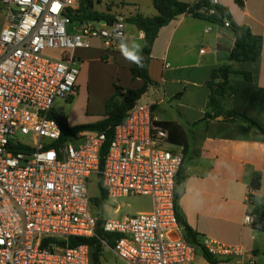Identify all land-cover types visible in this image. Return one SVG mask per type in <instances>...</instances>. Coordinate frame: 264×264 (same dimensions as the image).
I'll use <instances>...</instances> for the list:
<instances>
[{"label": "built area", "instance_id": "built-area-1", "mask_svg": "<svg viewBox=\"0 0 264 264\" xmlns=\"http://www.w3.org/2000/svg\"><path fill=\"white\" fill-rule=\"evenodd\" d=\"M218 5L208 0L200 12L211 15ZM0 7V264H90L88 244L70 240L95 237L98 220L102 233L117 236L112 248L102 241L103 248L124 264H194L198 247L185 239L175 214L182 155L166 147L153 105L136 103L114 126L102 167L105 132L62 141L51 117L55 100L75 94L81 66L75 52L93 39L106 53L116 51L125 19L73 22L83 0H0ZM93 175L107 200L146 196L151 210L95 217L87 192ZM251 195L248 190L249 205ZM251 222L249 212L243 223ZM202 247L214 259L255 264L241 246L204 240Z\"/></svg>", "mask_w": 264, "mask_h": 264}, {"label": "crops", "instance_id": "crops-1", "mask_svg": "<svg viewBox=\"0 0 264 264\" xmlns=\"http://www.w3.org/2000/svg\"><path fill=\"white\" fill-rule=\"evenodd\" d=\"M91 1L95 11L112 18L127 20L135 15H156L151 0ZM178 1L194 4L196 0ZM239 1L242 7L234 0H219V6L230 12L236 25L246 26L262 38V51L256 62H228L234 44L232 33L227 28L182 14L157 33L146 68L153 85L141 98L153 105L156 116V110L162 107L164 119L160 121L175 123L172 139L186 144L185 149L181 144L170 146L184 161L185 178L178 206L187 225L201 241L241 246L246 251L244 259L252 258L257 264L260 249L253 245L255 231L243 219L251 212L246 195L254 173L260 174L261 184L252 195L264 199V137L242 119L219 117L201 122L207 111V82L211 72L227 65L231 71L228 76L231 95L223 101L225 104L227 100L224 110L243 114L264 129V0ZM143 11L145 16L141 14ZM208 28L211 31L205 33ZM143 37L141 31L125 22V38L116 51L106 53L102 42L93 39L87 47L76 51L78 55L75 52L81 62L82 57L99 62L104 82V91L99 94V120L106 100L114 94V85L126 89L142 86L141 80L132 78L130 69L134 62L125 58L121 45L132 52L139 46L140 54ZM244 74H248V80ZM79 94L77 78L75 94L68 101H76ZM71 115L65 116L69 127ZM217 260L218 264H235L232 258Z\"/></svg>", "mask_w": 264, "mask_h": 264}, {"label": "trees", "instance_id": "trees-1", "mask_svg": "<svg viewBox=\"0 0 264 264\" xmlns=\"http://www.w3.org/2000/svg\"><path fill=\"white\" fill-rule=\"evenodd\" d=\"M85 8L79 14L71 15V20L82 22L83 20H101L111 22L114 18L109 17L107 14L99 13L94 10L91 0H83ZM235 2L242 7L239 0ZM152 7L156 11V15L153 17H143L141 15H135L128 18L125 22L136 27L137 30L143 33V49L139 54L142 57L141 64L134 63L130 69L133 79H139L143 82L139 89H126L118 85H114V94L106 100L105 111L102 119L91 125H83L76 127H69L64 117L55 113L51 114V117L58 123L61 129L62 141L75 137L78 133L83 131L90 132H105L106 140L100 152V166L103 164V156L112 140V131L126 115V113L141 99V97L148 91V88L153 85V82L147 75V65L150 60V53L152 45L155 41L158 31L167 26L176 17L182 14H188L193 18L203 20L210 25L224 26L225 22L229 23L227 30L230 31L234 37V44L228 56V62H241V63H254L256 62L262 51V38L258 35L252 34L250 29L246 26L236 25L229 12L221 6L215 7V12L211 15L200 12L201 7L208 5V0H200L194 4H187L178 0H151ZM231 71L227 65H223L213 70L210 75V79L207 82L209 88V95L207 99V111L204 114L201 122H208L216 118L222 117L223 119H242L251 129L258 131L264 137V129H262L253 120L246 117L243 114L234 113L232 111H225L223 101L226 97L231 95V87L229 85L228 76ZM246 80H248V74H244ZM161 125L167 131L168 143L182 145L186 148L185 142H175L172 139L174 135V128L177 127L175 123H164ZM175 142V143H174ZM184 161L182 157V163L176 178L174 196H175V214L185 239L192 245L198 247V252L201 253L203 259L208 264H218V260L211 257L202 247V241L199 240L198 235L192 231L187 225L178 206V200L182 194L181 184L184 181ZM261 177L259 173H254L250 184L249 190L257 191L260 188ZM97 187L100 192L101 201L106 200V195L103 192L100 183L99 176L97 177ZM96 205L99 204V200H92ZM252 222L251 228L255 232L264 233V199L251 195L250 197ZM101 220H98V227L96 229V236L87 240H70V245L86 243L90 247L91 261L90 264H99L100 258L103 252L102 241L112 248L116 235H107L102 233L100 229Z\"/></svg>", "mask_w": 264, "mask_h": 264}, {"label": "rangeland", "instance_id": "rangeland-1", "mask_svg": "<svg viewBox=\"0 0 264 264\" xmlns=\"http://www.w3.org/2000/svg\"><path fill=\"white\" fill-rule=\"evenodd\" d=\"M96 6V9L99 10V5L96 4ZM1 11L2 7H0V27L2 21ZM141 14L145 16V11ZM76 54L78 55L77 52ZM81 60L83 63L80 61V75L78 77L80 81L79 98L74 102L55 100L53 103V113L62 116L65 119L70 113H72L69 120V125L71 127L91 125L99 121V111L101 109L99 105V94L104 91L103 76L99 73V62L88 61L85 57H82ZM145 102V98H141L137 103L142 104ZM226 102L227 100L225 101L224 108ZM161 110L162 107H159L156 110L159 120L164 119ZM166 147L170 150L173 148L169 143ZM87 192L93 201L96 199L99 200V204L96 205L93 203L90 209L92 215L99 219H121L123 217H130L151 210V200L146 196H128L115 201L107 199L101 201L100 192L97 187V177L95 175L91 176L87 182ZM253 235L255 238L253 245L260 249V253L256 259L257 264H264V233L255 232ZM203 260L201 253L197 252L195 264H203ZM99 264L124 263L116 259L110 248L105 247L103 248Z\"/></svg>", "mask_w": 264, "mask_h": 264}, {"label": "clouds", "instance_id": "clouds-1", "mask_svg": "<svg viewBox=\"0 0 264 264\" xmlns=\"http://www.w3.org/2000/svg\"><path fill=\"white\" fill-rule=\"evenodd\" d=\"M136 47H137V51L132 52V51H129L128 48L125 47L124 45H121V50L126 59H129L131 62H134L137 65H140L142 57L141 55H139V51H140L139 46H136Z\"/></svg>", "mask_w": 264, "mask_h": 264}]
</instances>
